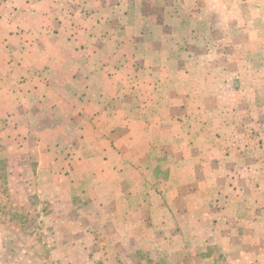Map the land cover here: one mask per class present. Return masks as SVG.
Returning <instances> with one entry per match:
<instances>
[{"label": "crops", "instance_id": "crops-1", "mask_svg": "<svg viewBox=\"0 0 264 264\" xmlns=\"http://www.w3.org/2000/svg\"><path fill=\"white\" fill-rule=\"evenodd\" d=\"M203 1L197 0L196 12L202 10L204 14L209 9ZM214 2L211 0L212 11L218 10ZM189 4V0H0V122L7 118L16 124L14 134H8L12 140H24L17 149L20 161L14 175L21 180L19 172H30L36 179L44 175L55 198L58 184L68 185L73 194L74 183L80 187L89 181V187L79 193L89 197L86 203L90 208L83 217L100 221L97 226L105 231L104 241L96 244L111 251H117V246L122 249L130 243H140L137 239L143 236L145 220L149 242H154L151 221L166 225L167 188L174 185L181 204L195 197L199 205L196 212H202L198 216L196 212L180 211V220L195 218L197 229H202L201 220L212 219L211 230L229 245L226 257L232 264H264L262 123L255 129V124L249 122V127L243 128L245 133L237 125L229 129L222 125L219 132L228 134L224 136L226 147H221L219 139H210L209 145H201L196 152L192 143L188 153V141L193 140L186 134L178 135L180 140H186L184 145H178V137L167 132V115L153 114L157 125L137 136L125 127L130 119L117 110L110 112L111 106L121 108L125 100L117 78L120 72L113 69L116 61L125 65V61L147 54L154 58L167 52L160 50L165 43L187 41L168 37L166 42V38L156 40L153 27L177 25L186 31L195 27L199 21L188 17L194 10ZM144 50L148 51L145 55ZM174 53L181 60L188 57L179 50L170 52L172 58ZM206 74L213 82L215 71L211 69ZM183 100L188 104V98ZM161 103L153 108L167 106L164 101ZM146 112H140L139 124L153 120L144 115ZM106 123L119 127L100 129ZM218 123L222 122L212 114L210 118L203 115L200 132L193 136L194 143L211 138L207 133L216 132ZM61 125L76 131L69 141L59 140ZM173 147L183 160L181 157L180 166L171 170L176 179L170 182L167 167L163 171L156 165L149 167L151 159L145 157L159 150L167 155ZM60 148L67 149L71 161L59 162ZM61 194L57 192L58 197ZM214 204L219 210L206 218L203 206ZM118 226L124 229L123 233L114 234L115 241H105L119 232Z\"/></svg>", "mask_w": 264, "mask_h": 264}, {"label": "rangeland", "instance_id": "rangeland-1", "mask_svg": "<svg viewBox=\"0 0 264 264\" xmlns=\"http://www.w3.org/2000/svg\"><path fill=\"white\" fill-rule=\"evenodd\" d=\"M214 1L218 10L212 11L211 0H204L203 4L209 9L203 14L202 10H195L199 6L197 0H189V6L194 10L187 15L199 22L195 21L197 25L187 31L177 28V25L153 27L156 40L166 38L163 41L166 42L168 37L187 38V41L176 45L165 43L160 50L165 49L167 52L154 58L147 54L141 59L125 61V65L116 61L117 66L113 69L120 72L117 78L123 86L121 96L125 100L121 108L111 106L110 112L117 110L118 114L130 119L125 125L129 132L143 135L144 131L157 125L153 114L163 113L170 122L166 125L167 132L178 137V145L186 143L178 135L191 137L188 138L193 140L188 141L190 153L192 143L191 148L196 152L201 145H209L210 139H219L223 145L221 147H226L224 142L227 138L224 136L228 134L219 132L222 125L228 129L237 125L242 133L243 128L249 127L246 126L249 122L255 124V129L262 123L264 129V0ZM140 46L146 48L148 45ZM179 50L187 53L186 60L179 59L181 56L178 53L171 57L170 52ZM146 52L143 51L144 55ZM196 69L198 73H195ZM211 69L216 74L213 82L212 77L206 74ZM184 97L189 100L186 105L182 102ZM155 100L158 102L154 103ZM161 101L167 106L153 108L162 105ZM145 110L148 114L144 115L153 120L139 124V114ZM238 111L241 115L237 116ZM211 114L222 123L216 124V132L207 133L212 135L211 138L194 143L193 136L200 132L203 115L210 118ZM205 121L210 123L209 120ZM15 127L16 124L7 118L0 122V264H232L226 257L229 245L223 244L219 235L211 230L212 219L201 220L202 229H197L195 218L180 220V211L195 213L199 205H196L195 197L181 204L174 185L167 188L166 225L163 227V223L156 221L153 224L151 221L150 232L154 242H149L148 221L145 220L141 230L143 236L141 240L137 239L140 243H130L124 249L117 246V251H111L106 246L101 249L102 246L96 242L104 241L105 231L98 228L100 221L95 218L85 220L83 214L89 211L90 204L86 203L89 197L79 194L81 189L89 187L90 182L86 181L80 187L74 183L76 193L73 194L68 185L58 184L55 198L54 190L44 175L36 179L30 172L28 175L19 172L22 180L15 178L14 172L18 173V170L14 168L20 161L17 149L24 144L21 138L13 137L12 140L8 134L13 133ZM115 127H119V124L100 125V129L107 130ZM6 132L8 136H5ZM60 132L61 142L69 141L71 135L76 133L65 126ZM46 142L51 143L50 140ZM173 148L167 150V155L165 151L159 150L152 154L153 157H145V160L151 159L149 167L156 165L162 171L167 167V175L171 174L170 182L176 179V174L171 170L180 166L181 157L183 160V156ZM65 151L66 148H60L57 152L60 157L54 159L59 157V162L65 163L71 161ZM30 159L27 163H30ZM43 159L47 162L46 156ZM179 190L177 188V192ZM57 192H62L60 197ZM205 206L206 218L219 210L217 204ZM169 208L178 213L171 212ZM196 214L201 216L202 212ZM99 215L100 212H97ZM117 230L118 233L115 231L105 241H115V235L124 231L121 226Z\"/></svg>", "mask_w": 264, "mask_h": 264}]
</instances>
